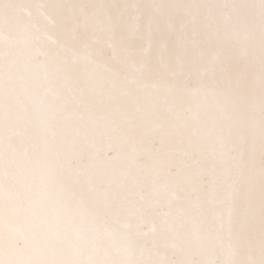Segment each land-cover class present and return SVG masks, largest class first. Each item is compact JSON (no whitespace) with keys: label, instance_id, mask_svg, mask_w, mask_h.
Instances as JSON below:
<instances>
[{"label":"snow or ice","instance_id":"6c2138e0","mask_svg":"<svg viewBox=\"0 0 264 264\" xmlns=\"http://www.w3.org/2000/svg\"><path fill=\"white\" fill-rule=\"evenodd\" d=\"M0 264H264V0H0Z\"/></svg>","mask_w":264,"mask_h":264}]
</instances>
